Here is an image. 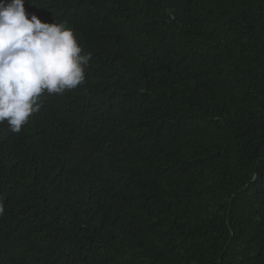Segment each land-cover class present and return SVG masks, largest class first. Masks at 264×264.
<instances>
[{
	"label": "trees",
	"instance_id": "16d2710c",
	"mask_svg": "<svg viewBox=\"0 0 264 264\" xmlns=\"http://www.w3.org/2000/svg\"><path fill=\"white\" fill-rule=\"evenodd\" d=\"M91 53L0 123V264H264V0H24Z\"/></svg>",
	"mask_w": 264,
	"mask_h": 264
},
{
	"label": "clouds",
	"instance_id": "9594fccd",
	"mask_svg": "<svg viewBox=\"0 0 264 264\" xmlns=\"http://www.w3.org/2000/svg\"><path fill=\"white\" fill-rule=\"evenodd\" d=\"M90 60L66 22L29 18L24 0H0V123L20 132L45 92L62 94L84 82Z\"/></svg>",
	"mask_w": 264,
	"mask_h": 264
}]
</instances>
